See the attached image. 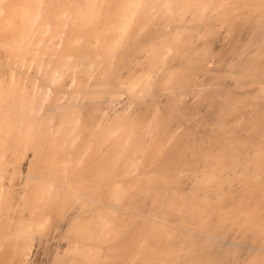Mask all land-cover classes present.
I'll list each match as a JSON object with an SVG mask.
<instances>
[{
  "label": "bare ground",
  "instance_id": "1",
  "mask_svg": "<svg viewBox=\"0 0 264 264\" xmlns=\"http://www.w3.org/2000/svg\"><path fill=\"white\" fill-rule=\"evenodd\" d=\"M0 264H264V0H0Z\"/></svg>",
  "mask_w": 264,
  "mask_h": 264
},
{
  "label": "rangeland",
  "instance_id": "2",
  "mask_svg": "<svg viewBox=\"0 0 264 264\" xmlns=\"http://www.w3.org/2000/svg\"><path fill=\"white\" fill-rule=\"evenodd\" d=\"M137 105H138L137 103H134V106L137 107ZM203 106H204V105H202L201 108H202ZM205 107H206V106H205ZM203 108H204V107H203ZM203 108H202V109H203ZM203 110H204V109H203ZM203 110H201V113L204 112ZM208 110H210V108H208L207 111L205 110L204 113L206 114V113L208 112ZM209 113H210V112H209ZM209 113H207V114H209ZM193 120H194V119L192 118V121H193ZM192 121H191V122H192ZM194 121H195V123H196V119H195ZM191 122H190V123H191ZM192 123H193V122H192ZM195 123H193V124H194V125H193V126H194V131H195L196 136L199 137L200 134H201V131L203 130L201 127L205 128V125H204V124H206V123H204V124H203V123H198V126L196 125L197 123H196V124H195ZM200 124H201V125H200ZM206 125H207V124H206ZM195 126H196V127H195ZM200 126H201V127H200ZM207 126H208V128L211 127L210 125H207ZM207 126H206V127H207ZM212 127H213V125H212ZM196 128H197L198 130H197ZM200 129H201V130H200ZM198 134H199V135H198Z\"/></svg>",
  "mask_w": 264,
  "mask_h": 264
}]
</instances>
